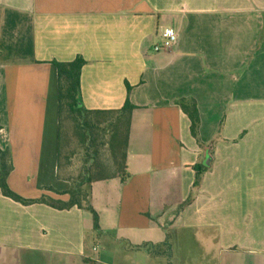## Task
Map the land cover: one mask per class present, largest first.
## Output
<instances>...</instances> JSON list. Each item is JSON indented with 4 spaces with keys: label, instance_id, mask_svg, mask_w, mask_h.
Instances as JSON below:
<instances>
[{
    "label": "crops",
    "instance_id": "1",
    "mask_svg": "<svg viewBox=\"0 0 264 264\" xmlns=\"http://www.w3.org/2000/svg\"><path fill=\"white\" fill-rule=\"evenodd\" d=\"M77 55L85 108L134 107L122 173L56 208L52 60ZM0 148L32 200L0 190V264H264V0H0Z\"/></svg>",
    "mask_w": 264,
    "mask_h": 264
},
{
    "label": "rangeland",
    "instance_id": "2",
    "mask_svg": "<svg viewBox=\"0 0 264 264\" xmlns=\"http://www.w3.org/2000/svg\"><path fill=\"white\" fill-rule=\"evenodd\" d=\"M125 127V116L121 113L79 117L63 111L58 173L78 190L75 198L83 200L82 203L89 193V180L122 170Z\"/></svg>",
    "mask_w": 264,
    "mask_h": 264
},
{
    "label": "trees",
    "instance_id": "3",
    "mask_svg": "<svg viewBox=\"0 0 264 264\" xmlns=\"http://www.w3.org/2000/svg\"><path fill=\"white\" fill-rule=\"evenodd\" d=\"M52 63L56 67L57 84H58V106H59L58 166H59V152H60L61 117H62V113L64 110L74 113L78 115L79 117L80 116L85 117L87 115H94V114H101V113H121L123 114L126 120V127H125L126 128L125 129V144H126V130H127V125L129 121V115H130L131 109L134 107L128 101V99L126 98L122 107L116 110H107V111L105 110L104 111V110L87 109L82 105L81 97H80V72H81L82 66L86 63V60L81 55H77L73 59L68 60V61L52 60ZM175 103L182 109L183 112H185L188 115L190 119V131L194 136H196L198 125H199V116H198V111H197L194 99L193 98H179L175 101ZM123 159H124V156H123ZM11 167L12 166H11V160H10L8 149L0 148V190L2 194L14 200L23 202V203L31 202L32 201L31 199H25L21 197L20 195L16 194L14 191H12L9 188L6 182V177L9 171L11 170ZM119 173H122V170L119 171ZM199 174H200L199 172L196 173V179L194 183H197ZM112 175L96 177L89 181L90 183H92L93 181H96V180L109 178ZM58 177H60L59 173H58ZM74 189L75 188L70 184L67 190V192L69 193V198L66 201H63L60 199H48L44 197H42L40 200L45 201L46 203L56 208H67L72 205H77L80 207L82 205L83 200H78L77 198H75V193H77L78 190H74ZM85 201H87V198ZM184 203H182V205ZM88 207L92 211L94 226H96L97 225V215L90 205H88Z\"/></svg>",
    "mask_w": 264,
    "mask_h": 264
},
{
    "label": "built area",
    "instance_id": "4",
    "mask_svg": "<svg viewBox=\"0 0 264 264\" xmlns=\"http://www.w3.org/2000/svg\"><path fill=\"white\" fill-rule=\"evenodd\" d=\"M177 39V34L170 28H163L161 33V39L159 42L152 46V50L155 52L169 48Z\"/></svg>",
    "mask_w": 264,
    "mask_h": 264
}]
</instances>
